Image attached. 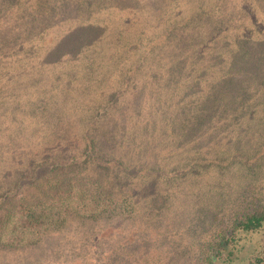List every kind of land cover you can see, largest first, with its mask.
<instances>
[{
    "label": "trees",
    "instance_id": "1",
    "mask_svg": "<svg viewBox=\"0 0 264 264\" xmlns=\"http://www.w3.org/2000/svg\"><path fill=\"white\" fill-rule=\"evenodd\" d=\"M153 1L17 0L11 4L7 25L5 16L0 18V65L8 59L6 47L15 45L25 66L0 75V110L8 113L7 105L19 104L16 95L4 91L9 85L24 89L19 80L28 68L24 63L37 58L35 90L47 88L51 93L49 99L31 100L33 116L45 118L40 107L45 106L48 115L53 109L47 108L57 100L59 110L72 107L63 110L64 115H74L71 122H81L82 145L70 127L62 133L53 127L49 138L59 145L49 140L47 146L30 151L19 147L20 151L27 158L52 151L59 157L74 154L70 159L80 155L92 166L107 161L95 180L59 176L62 168L57 164L41 176L23 178L0 198L1 245L38 243L72 215L98 219L126 214L136 205L125 189L132 182L130 171L143 169L153 172L148 181L155 188L168 181L160 193L148 194L162 201L165 210L174 203L172 198L184 199V189L190 190L199 207L212 204V221L204 228L195 226L192 234L184 229L189 240L184 248L193 254L180 253L181 264H264V201L247 200L239 181L223 178L234 168L248 169L264 145V0ZM44 42L49 46L40 59ZM50 68L55 72L49 84L46 77L39 81ZM179 75L185 76L181 88L162 91V78ZM93 90L100 97L84 104L79 96ZM173 90L177 94L167 95ZM111 92L113 97L108 96ZM82 105L86 115L73 112ZM161 106L164 115L159 118L155 112ZM26 122L23 131L30 130V136L48 128L38 123L36 130ZM175 122L198 131L193 148L182 151L179 161L177 151L166 160L147 146L160 134L167 144L173 141L177 137L173 131L158 123L171 127ZM62 136L67 139L53 140ZM11 155L10 161L20 160ZM9 162L0 170L3 175ZM1 176L0 183L5 178ZM137 178L145 181L143 176ZM169 194L167 205L163 201ZM157 211L150 214L155 221ZM206 214L201 216L209 219Z\"/></svg>",
    "mask_w": 264,
    "mask_h": 264
},
{
    "label": "rangeland",
    "instance_id": "2",
    "mask_svg": "<svg viewBox=\"0 0 264 264\" xmlns=\"http://www.w3.org/2000/svg\"><path fill=\"white\" fill-rule=\"evenodd\" d=\"M145 1L147 4L154 2L153 0ZM5 2L6 3L2 4L0 2V18L5 16L6 20H4V24L7 25L9 19H11V4L17 3V0H6ZM12 21L14 22L15 20ZM56 31H59V29L55 30V32ZM3 36L5 35L3 34ZM48 46V42L42 44L38 57L43 55V50ZM6 48L8 59L5 63L0 65V75L7 76L9 73L18 71L22 66L19 61L20 58H18L19 50H15L16 46L10 45ZM41 58L42 56L40 59ZM25 64H27L26 67H28L25 75L19 77V80H21L20 82L25 86L24 89L18 88V85L12 87H9L11 86L9 85L7 86L8 89L4 91L8 93V96L16 95L15 98H19V104L7 105V108L3 107L9 110L8 113L7 111L2 112L0 110V170L1 168H5V166L7 167L10 157H14L11 154L20 158V160L14 158L9 162L10 167L4 175V171H0L1 175L5 177L2 183H0V198L6 192L13 190L17 186L16 184L23 178H33L32 176H35V174L41 176L42 171H45L50 166L57 168L58 166L55 167L57 164L62 168L59 169V176L68 175L70 178H92L95 180V177L101 174L100 165H105L107 162L105 160H99V162H97L98 164L92 166L90 165L91 163L84 162V159H82L80 155H77L76 159H70L73 158L74 154L63 153L62 156L59 157L56 155V151L44 155L38 154V157L36 156L35 158H27L25 151H30L31 148L44 147L50 143H54V145L60 144V142L57 141L51 142L52 138H49V133L52 131L53 127L61 133L64 132L67 127H70V131H73L71 133L77 135V144L82 145L83 140L80 139L79 135L81 122H71V116L74 115H69L67 114L68 112H65L64 115V111L72 107H65L66 109H63L64 111L62 109L59 110L61 105L60 101L56 102V100L53 106L47 108L53 109L48 115L45 106L40 107L41 110L45 112V118L38 119L33 116L34 111L30 107L31 100L36 96H46V99H49L51 91L50 89L47 90V88L35 90L36 83L34 76H36L39 64L37 58L28 61V63H24V65ZM23 68H25V66H23L22 69ZM51 68L44 71L39 81H43L46 77L45 80H48L49 84L55 72L54 69ZM184 77L185 76L179 75L176 76V78H162V91L166 89L169 91L174 87L181 88V85L185 82ZM177 90H173L167 95L170 93L177 94ZM97 91L98 90L86 92L80 95L79 98L83 99L85 104L87 101L89 102L96 97H100L96 96ZM112 94L111 92L108 96L113 97ZM83 105L75 109L78 111L73 112L86 115V107L84 108ZM162 107L163 106L160 107V112H155L159 118L162 113L164 115V108ZM101 113L103 114V112ZM87 114L91 115V113ZM28 116L29 119L33 117V120L26 119ZM67 118H69V120ZM179 118L182 120L181 114ZM26 120L31 122L32 124H30V127L36 130L37 128H35V125H38V123L41 124V128H48L44 130L41 129L40 133L30 136V130H27L28 134L23 131V123L26 127ZM86 123H88V121ZM165 123H158V125L166 127L164 129L167 132L173 131L177 137L167 144L162 140V135L160 134L156 140L149 141L147 146L148 148H152V151H157L158 155L168 157L166 160H171L172 152L177 151L179 161L182 151L193 148L198 131L196 128L192 129L191 126L183 127L179 122L170 125L171 127L166 126L167 123ZM30 127H28V129H30ZM44 133H48V135ZM59 139L65 140L67 138L66 136L53 138V140ZM49 140L50 143H48ZM19 147L22 149L25 147L26 150L21 152ZM83 150L84 148L82 147L80 154L83 153ZM34 153H39V150L34 151ZM254 155L255 159H251L248 169L240 172L235 171L234 168L229 174L224 175L223 178L231 182L239 181L243 186L242 188L247 200L257 198L258 201H264V145H261V147L259 146ZM86 164L89 170L87 173L85 172ZM152 173L151 170H132L129 174V176L132 177V182H129L126 188L123 183L120 184V188L123 186L129 193V198H132L133 204H136L133 205V210L127 211L126 214L115 213L111 217L102 216L98 219H85L72 215L62 227L48 230L38 243L27 244L16 248H10L0 244V264H181L179 255L183 256V254L180 253L187 250V248H184V241H189L186 238L187 236L183 233V231H185L184 229H187L188 232L192 234L195 232V226L202 225L201 227L204 228L209 221H212V204H209L208 208L199 207L197 201H194V197L190 190L184 189L182 192V197H184V199H180L179 196L177 199L172 198L174 203L170 204L165 210L166 205H162V201H159L157 197L150 198L149 196L153 193L149 196L148 194L154 190L156 193H160L161 189L167 186L165 184H167L168 181L166 180L165 184L161 183V187L157 184V188H155L154 185L148 181V179L152 177ZM135 175L143 176V180L145 181L141 183L140 179L137 178L135 180ZM163 175L165 176L166 174ZM240 177L243 181L238 179ZM120 188L118 187V189ZM214 193L213 190L209 196L212 197ZM217 196H219L218 192L215 197ZM170 200L171 194H169L167 199L163 202L168 205ZM191 202H196L197 206L192 203L195 208H191ZM256 203L258 202L256 201ZM161 205L163 207L159 209L158 207ZM136 207H138L137 211ZM184 207L185 209H183ZM154 209L159 210L156 212L158 216L156 221L150 216ZM202 212L207 213L205 217L210 220L203 218L201 216ZM152 216L154 215L152 214ZM160 217L163 218L161 219ZM186 254H193V250H187Z\"/></svg>",
    "mask_w": 264,
    "mask_h": 264
}]
</instances>
